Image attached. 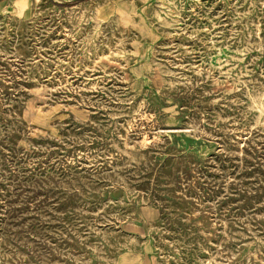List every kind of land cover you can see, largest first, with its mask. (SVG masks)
<instances>
[{"label":"rangeland","instance_id":"obj_1","mask_svg":"<svg viewBox=\"0 0 264 264\" xmlns=\"http://www.w3.org/2000/svg\"><path fill=\"white\" fill-rule=\"evenodd\" d=\"M0 264H264V0H0Z\"/></svg>","mask_w":264,"mask_h":264},{"label":"trees","instance_id":"obj_2","mask_svg":"<svg viewBox=\"0 0 264 264\" xmlns=\"http://www.w3.org/2000/svg\"><path fill=\"white\" fill-rule=\"evenodd\" d=\"M80 1H82V0H80Z\"/></svg>","mask_w":264,"mask_h":264}]
</instances>
